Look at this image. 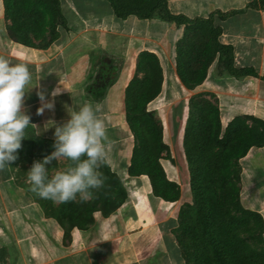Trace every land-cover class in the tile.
I'll return each instance as SVG.
<instances>
[{"label": "crops", "instance_id": "0c3cea01", "mask_svg": "<svg viewBox=\"0 0 264 264\" xmlns=\"http://www.w3.org/2000/svg\"><path fill=\"white\" fill-rule=\"evenodd\" d=\"M61 3L66 25L58 27V41H63L64 49L51 47L48 50L29 51L20 48L17 52L16 58L26 64L32 76L36 75L37 78L36 83L33 81V84L29 85V91L35 87L34 93H26L23 105V111L31 118L30 123L35 125L33 137L47 142L54 141L55 129L46 130V125L50 121L57 125L65 123L69 119L66 105L78 110L85 103L93 106L99 104L101 110L98 115L105 122L109 137L106 153L110 159H106L107 164L114 172L119 167L127 172L132 151L116 149V139L127 134V131L131 133L130 128L126 127V91L137 75L139 57L143 52L157 55L164 73L162 92L149 108L156 111L163 122V140L172 157L170 161L162 160L165 170L166 163H175L177 154L184 150V138L174 127L177 125L176 118H172L175 123L172 124L173 135L168 131L171 121L169 107L179 106L183 126L188 119L190 100L194 96L207 98L220 109L224 128L237 117H254L264 123V0H168L173 14H182L191 19L209 18L217 12H236L225 19L214 16L215 26L223 31L220 42L234 48L237 68H249L256 72L255 75L234 77L226 69V57L219 54L210 66L206 80L193 90H188L182 84L177 73V46L185 37L186 26L168 22L160 13L151 20H140L135 16L121 20L115 16L111 4L105 0H61ZM7 26L4 0H0V43L6 45L11 40L7 34ZM94 43L103 53L102 56L99 53L98 57L118 69L117 80L109 87L101 102L98 94L92 95L87 91L94 88L96 80L95 77L88 83L92 60L95 58ZM0 48L4 49L3 46ZM0 54L9 58V54L2 50ZM101 67L102 62L97 68L98 73ZM58 85L63 91L55 97L54 110L46 109L42 115H37V109L41 107L37 93L43 92L47 102L52 99L51 92ZM88 96L96 97L92 98L95 101ZM185 96L190 100L182 99ZM185 111H188L187 118ZM58 112L63 118L58 116ZM42 150V147L35 148L32 161L21 163L27 172L38 158L42 161V155L49 153ZM184 158L186 160L185 150ZM249 158H254V161H248ZM243 161L247 162V167H250L249 162L253 167L256 163L257 175L264 177V145L251 149L248 155L240 160L242 166ZM10 166L0 171V219H6L5 222L0 221V264H184L177 256L175 243L172 248L176 251V256L160 259L163 262L159 263L151 258L139 259L138 254L144 250L138 253L135 248L131 250L129 245L128 248L122 247L123 251L120 250V243L116 241L118 238L113 241L96 236L91 244L89 239L94 232L83 229L76 230L84 237L78 238L76 234L77 240L71 242L73 247L78 244L80 248L76 251L66 250L60 243L64 233L63 226L56 219L49 217L47 220L49 213L42 208L41 199L27 187L30 185L27 180H20L15 176L14 163ZM258 176L254 184L263 189L264 179L259 180ZM253 182L250 184L254 185ZM263 192L264 189L262 194ZM258 193L259 191L257 195L260 196V204L254 209L264 218V196L261 197ZM148 199V195L141 196L135 205V218H141L147 211ZM164 223L162 221L161 224ZM107 229L112 230L107 225H101L96 234L104 235ZM156 239L158 245L159 238L155 236L154 241ZM79 240L85 242L80 243ZM124 254H128V257Z\"/></svg>", "mask_w": 264, "mask_h": 264}, {"label": "trees", "instance_id": "16d2710c", "mask_svg": "<svg viewBox=\"0 0 264 264\" xmlns=\"http://www.w3.org/2000/svg\"><path fill=\"white\" fill-rule=\"evenodd\" d=\"M105 1L111 4L115 16L121 20L131 16L151 20L160 13L166 21L186 26L185 37L177 46L176 60L178 76L188 90L195 89L206 80L208 70L219 54L226 57V69L230 75L246 77L256 74L253 69L237 68L234 48L220 42L223 31L215 26L214 16L225 19L236 12H217L209 18L191 19L173 14L168 0ZM4 4L6 17L12 21V34L22 42L26 41V37H20L23 32H32L40 38L49 28L56 31L59 26L66 25L61 0H4ZM57 37L58 33H54V38ZM117 71L112 63L103 61L94 88L88 89V93L105 98L109 87L118 78ZM163 84L164 73L158 56L150 52L141 53L137 75L126 91L127 122L136 139L128 173L131 177L146 176L154 197L175 203L181 199V189L168 177L162 164V160H172L163 140V122L158 113L149 108L160 96ZM247 119L237 117L224 128L220 109L211 100L204 97L190 100L184 148L192 175L194 205L181 211L183 237L179 242L183 250L191 249V264H264V253L256 251L243 238L259 229L264 236V218L258 212L242 208L240 190L233 176L236 163L251 149L264 145V142L256 143L257 135ZM103 167V176L110 175V178H105L104 186L108 189L117 185L123 194V199L118 202L124 203L128 196L123 181L107 163ZM107 191L103 189L105 194ZM94 210L90 207L81 214L74 212L69 220L75 223L74 226L84 229L90 223ZM69 211L65 205L55 219L63 225Z\"/></svg>", "mask_w": 264, "mask_h": 264}, {"label": "rangeland", "instance_id": "374dc122", "mask_svg": "<svg viewBox=\"0 0 264 264\" xmlns=\"http://www.w3.org/2000/svg\"><path fill=\"white\" fill-rule=\"evenodd\" d=\"M6 22L8 24L7 26V34H9L11 40L8 42V45L6 43H0V47L3 46L4 49H1L2 52L11 55V57L8 55V59L11 60L13 63H21L20 60H18L16 57L17 52L19 49L23 48L24 50H48L51 47H57V50L64 49V43L63 41H58L60 38V34L58 32V29L56 31L49 28V30L40 38H37L36 35L32 32L26 33L23 32L21 34L22 37H26V41L22 42L15 35L12 34L11 26L12 21L6 17ZM54 33H58V37L54 38ZM28 39V40H27ZM58 41V42H57ZM30 42V43H28ZM27 43V44H26ZM95 46L93 47V55L94 59L92 60V70L89 74L88 83L91 79L94 80V78L98 75L97 68L103 63L102 57H98L99 53L102 56L101 49H98V46L96 43H94ZM1 56V54H0ZM5 57V56H3ZM98 57V58H97ZM119 67V66H117ZM102 68V67H101ZM100 68V70H101ZM36 83L37 78L36 75L32 76V82L31 84ZM28 93H34V90L31 89L28 91ZM90 94V93H89ZM94 95V94H92ZM194 97H200V96H194ZM89 99L94 100L91 97L88 96ZM103 96H99V102L103 100ZM182 99H188L189 97H182ZM95 101V100H94ZM62 108V107H61ZM179 106H173L169 107V117H170V124H169V133L173 135L174 127L176 132H179L181 136L184 138L185 134V128L186 124L183 126L182 124V117L180 118V110ZM61 110V109H60ZM178 111V112H177ZM189 111V110H188ZM188 111H185V117L187 118ZM59 113V117L63 118V115ZM176 120L175 123L177 125H174V121L172 118ZM178 117V118H177ZM189 117V115H188ZM184 118V117H183ZM185 118V120H186ZM182 120V121H181ZM248 123L253 127L255 130V133L257 135V144H261L264 142V123L255 120L254 118L248 117L247 119ZM187 123V121H186ZM174 127H173V125ZM126 127L129 129V125ZM38 128V127H36ZM41 126L38 128L40 130ZM126 129V130H128ZM32 132L34 134L35 128L34 126H29L26 129L25 132V140L22 141V147L18 150V159L14 163V174L16 177H18L20 180H27V171L24 169V166L21 165L22 162L32 161L34 149L38 147H42V151H49V153H45L42 155V157H46L50 155L54 151V141L49 140L48 142L46 140L33 137ZM112 141V139H110ZM108 146V144H107ZM136 146V139L132 132L127 131V134L121 135L116 139V149H124L125 152H131L133 155V151ZM185 150V148H184ZM184 150L182 149L180 153L177 154V157H175V163H166V172L168 177L171 180L177 181V183L180 185L181 189V199L178 202L175 203H167L164 201H161L160 199L156 198L152 194V189L150 186V181L146 176H139V177H131L123 168L119 167L116 169V175L123 181L124 186L127 191L128 199L120 204L118 201L123 199V194L121 190H119L117 185H114L112 187H102L101 189L95 190L93 194V198L90 200H87L85 202H81L79 198L75 202L66 203V204H54L50 200L41 199L38 197V199H41L40 203L42 205V208L46 210L49 215L47 220L50 218L55 219V215H59L62 207L66 205V207L69 208V212H66L67 214V220L64 222L63 226L64 233L61 239V244L66 250H73L76 251L80 246L77 244L72 246L71 242L72 240H77L78 238L84 237L82 233H78L76 229L82 230L79 227L74 226L75 223L73 221H70L69 219L73 215L74 212H77L78 214H81V212L84 210L89 209L90 207H94V213L92 216V219L90 223L87 224V226L83 230H89L91 233V238L89 239V242H94L96 236L97 238H105V239H111L115 241V238H118L116 241L120 243V250L123 251L122 247L131 248L133 250L134 248L137 250L138 258L139 259H147L151 258L156 261L154 262H163L164 258L169 257H175L176 251L178 258L184 263L187 264L188 261L191 264V254L192 251L190 248H186L185 250L182 249L179 240H182L183 237V230L181 226V218L180 214L181 211L191 209L194 205V198L192 193V175L189 169V164L187 159L184 158ZM51 151V152H50ZM127 154V153H125ZM38 155V154H37ZM166 155V152L164 153ZM174 155V153H173ZM184 159H183V158ZM29 158V159H28ZM263 157H261L262 159ZM36 158H34L35 160ZM107 159H110L109 155H107ZM253 159V160H250ZM167 161H170L166 159ZM254 161V158H249L248 161ZM39 161V158L36 160ZM107 163V160H106ZM243 166L245 169H243V166L240 164V161L236 163V165L233 167V176L235 179V182L240 190V203L243 209L250 210V211H256L254 209L258 205L259 201V195H257V192L259 191L261 197L264 196V192L262 194V187H258L255 185V178L257 175L256 168L258 165L256 163L251 164L249 162L250 167L246 166V163L243 161ZM69 166L68 161H59V162H53V165L49 169V175H51L53 172L57 170H62L63 168ZM253 167V168H252ZM253 170H252V169ZM99 171L103 174L105 173V169L103 165L99 168ZM107 174V173H106ZM104 175V174H103ZM110 175H106L105 178H110ZM258 179H264L263 176H258ZM108 181V180H107ZM253 182L254 185H251L250 183ZM25 183V182H24ZM110 185V184H109ZM27 187L30 188V185ZM108 190L105 194L103 192V189ZM258 193V194H259ZM104 194V195H103ZM142 195H148V205L149 208L147 211L141 215V218L138 216L135 218V205L137 202H139ZM115 199V200H114ZM98 200H101L100 202ZM117 200V202H115ZM75 204V206H73ZM94 204V205H93ZM260 204V203H259ZM96 205V206H95ZM254 205V207H253ZM73 209V210H72ZM254 209V210H252ZM241 213L239 212V215ZM137 215V214H136ZM145 222H144V221ZM0 221L5 222L6 219L2 218ZM165 221L164 224H161ZM101 225H107L112 230H106L107 232L103 235L102 233L96 234V232L100 231ZM173 227V229H171ZM260 230L256 231L253 235L245 234L243 238L251 244L256 251L263 252L264 253V236L260 234ZM75 233V235H73ZM262 233V230H261ZM76 234L78 235L76 237ZM155 236L159 238V243L154 241ZM80 241V240H79ZM85 242L84 240H81ZM80 241V243H81ZM175 243L176 251L173 250L172 244ZM92 244V243H91ZM90 244V245H91ZM157 245V247H155ZM174 245V244H173ZM73 247V248H71ZM71 248V249H70ZM134 249V250H135ZM150 249V250H149ZM152 252V254H150ZM71 253V252H70ZM156 255H155V254ZM126 257H128V254H124ZM165 256V257H164ZM159 259V261H158ZM161 259V260H160ZM169 260V259H168Z\"/></svg>", "mask_w": 264, "mask_h": 264}, {"label": "clouds", "instance_id": "9594fccd", "mask_svg": "<svg viewBox=\"0 0 264 264\" xmlns=\"http://www.w3.org/2000/svg\"><path fill=\"white\" fill-rule=\"evenodd\" d=\"M31 82L32 74L26 64L13 63L0 56V171L15 163L26 129L35 126L23 111ZM62 91L58 85L47 102L45 94L38 92L41 107L37 109V115H42L46 109L53 111L55 97ZM65 108L69 116L65 123L57 125L50 121L46 125V130L55 129L54 151L42 161L34 162L27 172L30 191L54 204L75 202L77 198L85 202L105 184L99 168L106 163L109 137L105 122L98 115L100 105L85 103L78 110L67 105ZM59 161H68L69 166L49 175L53 162Z\"/></svg>", "mask_w": 264, "mask_h": 264}]
</instances>
